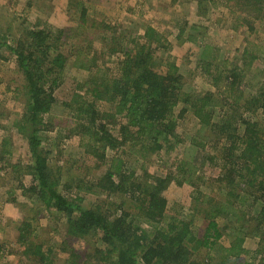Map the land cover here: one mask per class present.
<instances>
[{
	"label": "trees",
	"instance_id": "trees-1",
	"mask_svg": "<svg viewBox=\"0 0 264 264\" xmlns=\"http://www.w3.org/2000/svg\"><path fill=\"white\" fill-rule=\"evenodd\" d=\"M73 1L85 7L84 1ZM204 1L198 0L201 15L206 13ZM224 2L234 3L228 5L229 11L236 8L254 13L256 19L264 16V0ZM84 13L80 15L82 22ZM246 24L253 34L255 23ZM65 31H53L39 22L35 28H21L15 37L10 29L0 32V58H14L23 78L21 89L15 92L23 98L25 108L14 124L27 138L33 159L29 165L32 183L23 194L34 208L28 211V204L23 213L41 209L51 218L52 229L64 233L58 243L42 241L38 228L41 220L36 215L27 217L19 228L16 256L20 264H58L60 253L54 252L55 247L66 256L62 264H264V69L253 67L255 61L263 62L260 50L252 53L258 47L245 49L234 57L230 69L213 75L210 67L215 55L211 46L204 45L194 54L196 71L212 75L216 91L207 88L204 80V88L195 93L185 91L184 74L189 70L162 53L175 43L164 39L154 27L144 25L143 34L131 32L127 45L122 44L125 37L115 38L119 43L110 47V52H123L120 77L106 72L98 77L99 70L81 86H87L92 100L81 97L74 86L73 103H64L76 111L75 128L86 137V161L94 162L90 168L97 171L105 167L103 175L94 179L97 182L87 186L98 201L86 203V197L78 195L84 189L79 185L82 182L62 185L60 171L50 166L49 153L43 148L45 133L54 129L48 121L57 103L54 93L64 81L69 62L64 53L67 45L62 42ZM175 39L182 41V34ZM189 40L193 42L192 37ZM96 63L92 59L91 65ZM161 64H166L162 73ZM80 66L87 69L85 63ZM248 72L254 79L243 85ZM99 101L115 109L100 113L96 106ZM190 117L196 130L186 135L179 128ZM107 121L117 122L118 136L109 131ZM4 138L0 148L5 151ZM176 147L181 148L182 158L175 173L141 177L127 168L130 151L149 159L151 154L169 153ZM107 150L117 155L108 157ZM7 155L1 157L4 162ZM211 166L220 170L214 179L217 185L209 187L218 188L214 194L202 190L208 183L202 170ZM88 167L86 164L85 169ZM174 182L192 189L190 206L169 205L165 193ZM73 189L77 196L72 195ZM220 220L225 221L224 226ZM201 222L207 223L203 234L197 227ZM224 236H229V245L222 241ZM249 239L258 240L253 253L245 249ZM78 240H84L85 247L89 244L83 253L72 245Z\"/></svg>",
	"mask_w": 264,
	"mask_h": 264
},
{
	"label": "rangeland",
	"instance_id": "rangeland-1",
	"mask_svg": "<svg viewBox=\"0 0 264 264\" xmlns=\"http://www.w3.org/2000/svg\"><path fill=\"white\" fill-rule=\"evenodd\" d=\"M82 1H84L85 7L84 5L83 7L75 5L73 0H0V32L5 33L10 29L12 36L15 37L19 35L21 28H35L39 22L49 26L53 31L66 29L62 42L67 45L64 47V53L69 58V62L63 75L64 81L54 93L57 103L48 117V121L52 123L54 129L45 133L43 148L49 153L50 166L60 171L62 185L65 183L70 185L73 180L82 182L79 185L84 189L78 195L86 197V203H89L91 200L98 201V197L92 190L87 191V186L97 182L96 180L103 175L105 167H101L97 171L90 168L94 162L86 161L87 155L83 147L86 137L83 136L82 131L75 128L77 119L74 115H76V111L72 112V109L66 105L73 103L74 86H77L75 92L81 97L92 100V96L86 93L87 86L85 84L83 87L81 86L85 79L95 75L97 71L101 70L97 73L98 77H101L105 72L113 78L120 77V63L124 56L123 52H110V47L119 43L114 39L125 37L121 40L123 45H127L131 32L138 31L139 34H143L144 25H151L164 39L175 43L167 52L162 53L169 54L173 61L178 62L186 71L189 70L187 74H184L188 86L185 91L197 93L204 88L201 85L205 80L207 88L215 92L216 87L213 84L212 75L209 76L208 73H203L200 70L196 71L194 54L200 52L204 45L211 46L212 56L215 55V57L214 60L211 59L210 71L213 75H217L225 68L230 69L233 66L234 57L240 56L245 49L253 50L251 48L257 46L258 50L254 48L252 53L256 54L260 50L258 54L263 62L255 61L253 67L259 65L260 69H264V52H262V49L264 50V22L261 21L264 16L259 15V19H256L254 13L249 15L236 8L229 11L228 5H234V3L227 2L226 4L224 2L226 0H205L202 2V8H206L204 15H201L199 11L198 0ZM158 8L161 9L162 14L157 12ZM83 9H86L85 13ZM83 13L84 22L80 16ZM246 21L255 23L256 29L253 34L248 31ZM193 25L196 29H193ZM183 28L184 31L181 33ZM179 34H182V41L176 42L175 38ZM188 37H192L193 42L188 41ZM252 53L251 56L254 55ZM92 59L96 60L97 65H91ZM82 63H85L87 69L80 66ZM159 67L161 73L165 72L166 64H161ZM251 72L247 73L243 85L250 82V79H254ZM257 80L255 79V81ZM22 81V75L17 71L14 58L9 61H2L0 58V144H2V136L7 141L6 152L0 148V248L4 247L0 249V261L4 264H20L19 257L16 256L20 250L19 228L25 219L31 218L33 215L41 220L38 225L41 232L40 240L58 243L64 236L61 231L56 233L59 229L55 230L56 232L52 229L55 226L51 225V218L41 209L38 208L41 212L32 210L27 215L23 213V209L27 208L28 204V211L29 207L34 208L32 201L24 197L23 194V189L32 183L29 165H32L33 159L27 138L19 134L14 124L25 108L23 98H18L15 92L16 88L21 89ZM96 106L100 113L110 111L114 107L107 102L100 101ZM190 118L186 120L183 127L179 128L186 135H192L196 130L195 121L192 117ZM107 126L111 133L119 135L116 121H107ZM3 152L8 154L6 162L1 159L4 156ZM180 154V147L161 155L151 154L149 159L144 158V154L130 151L126 157L127 168L135 170L141 177L145 174L165 176L168 172L175 173L182 158ZM115 155L117 154L114 151L107 150L108 157ZM86 164L89 165L87 170L85 169ZM89 170L90 174L87 176L86 173ZM202 171L201 175L208 182L202 186L203 192L214 194L218 188L210 190L209 187L217 185L214 179L220 174L219 168L211 166ZM91 174L95 177L93 178ZM73 191L75 192L72 195L77 196L78 192L75 189ZM191 191L192 189L187 185L180 187L174 182L165 195L170 206H190ZM64 194L69 196L65 190ZM219 223L225 225L224 220H220ZM206 226L205 222H201L197 226L201 234L205 232ZM228 237L224 236V240H222L224 244L229 245ZM72 245L81 253L89 248V244L85 247L84 240L74 241ZM257 247V239H249L245 243V249L251 253L255 252ZM54 250L56 254L60 253L56 261L58 264H62V259L66 256L61 254L59 247H55ZM204 255L203 253L201 257ZM61 256L62 258H60Z\"/></svg>",
	"mask_w": 264,
	"mask_h": 264
},
{
	"label": "crops",
	"instance_id": "crops-1",
	"mask_svg": "<svg viewBox=\"0 0 264 264\" xmlns=\"http://www.w3.org/2000/svg\"><path fill=\"white\" fill-rule=\"evenodd\" d=\"M157 12H159V14H162V11L160 8L157 9Z\"/></svg>",
	"mask_w": 264,
	"mask_h": 264
}]
</instances>
